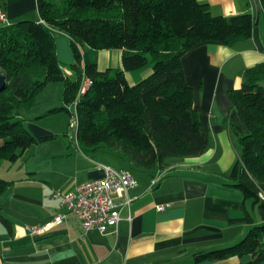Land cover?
I'll use <instances>...</instances> for the list:
<instances>
[{"label":"trees","instance_id":"16d2710c","mask_svg":"<svg viewBox=\"0 0 264 264\" xmlns=\"http://www.w3.org/2000/svg\"><path fill=\"white\" fill-rule=\"evenodd\" d=\"M264 5V0H261ZM40 21L18 20L0 28V160L16 164L41 140L19 120L49 83H63L64 106L49 114L73 116L84 77L91 86L77 103L81 147L106 145L141 170H164L172 158L203 155L210 145L187 84L183 57L207 42L233 46L250 39L249 13L214 16L198 0H37ZM55 31L71 39L70 77L56 53ZM83 47L122 50L123 70L99 71ZM148 65L152 73L130 85L125 71ZM226 119L239 154L225 187L238 191L258 210L261 223L246 214L247 235L227 248L195 254V264L249 257L240 264H264V62L244 73L229 92ZM12 185L0 177V196ZM1 209V206H0ZM9 226L10 222L4 218Z\"/></svg>","mask_w":264,"mask_h":264},{"label":"crops","instance_id":"0c3cea01","mask_svg":"<svg viewBox=\"0 0 264 264\" xmlns=\"http://www.w3.org/2000/svg\"><path fill=\"white\" fill-rule=\"evenodd\" d=\"M198 1L207 4L214 16L249 13L255 19L250 39L233 46L202 43L182 59L195 109L209 136L207 151L183 164L169 159L164 170L138 169L130 158L111 152L106 145L81 147L68 130L58 128L57 121L68 126L69 116L49 114L64 106L61 96L53 100L50 95V103L25 110L18 117L36 138L45 139L15 165L0 162V176L5 171V180L12 182L0 196V264H195V254L227 248L245 237L249 225L241 220L256 209L241 193L225 187L228 180L215 182L204 169L218 159L223 173L212 174L228 179L226 174L238 158L235 135L226 122L233 108L229 92L241 88L247 69L264 62V5L260 0L253 11L248 0ZM35 9L37 0H0V10L10 23ZM55 34L57 57L73 78L71 39L59 31ZM82 51L85 60L95 63L101 72L124 69L122 50L83 47ZM150 71L146 66L125 71V76L134 84ZM104 166L129 170L137 185L121 199L131 203L122 209L116 233L85 232L77 216L64 209L55 194L104 177ZM63 214L61 224L44 233L32 232ZM255 218L261 223L260 216ZM242 262L234 257L210 264Z\"/></svg>","mask_w":264,"mask_h":264},{"label":"built area","instance_id":"2783aa9c","mask_svg":"<svg viewBox=\"0 0 264 264\" xmlns=\"http://www.w3.org/2000/svg\"><path fill=\"white\" fill-rule=\"evenodd\" d=\"M248 3L254 11L259 8L261 1L248 0ZM10 24L6 12L0 10V28ZM90 86L91 81L84 77L78 100ZM78 100L73 106V116L70 119V128L76 133L77 143ZM103 168L104 177L81 184L70 192H57L55 196L61 200L64 209L77 216L83 231L97 230L102 234H113L117 232L121 222L122 209L131 203L129 199L124 202L121 199L130 189L136 187L137 182L129 170H115L108 166ZM159 210H163V208L160 207ZM64 217V214L59 215L44 226L32 228V232L44 233L61 224Z\"/></svg>","mask_w":264,"mask_h":264},{"label":"rangeland","instance_id":"374dc122","mask_svg":"<svg viewBox=\"0 0 264 264\" xmlns=\"http://www.w3.org/2000/svg\"><path fill=\"white\" fill-rule=\"evenodd\" d=\"M40 19V16H39V13H38V9H35L34 11H32V12H30L29 14H27V16L25 17V18H22V20H31V21H38ZM56 34H55V39H57L56 38ZM70 65V64H69ZM148 66H150L151 67V71L146 75V76H144V78H142V79H140L139 81H137L136 83H138V82H140L141 80H143V79H145L146 77H148L151 73H152V66L151 65H148ZM136 83H134V84H130V85H135ZM61 86H64V84L63 83H61V82H59V83H49L48 85H47V88H45V90H44V92L43 93H41L38 97H37V100H36V104H35V106H34V108H38V107H40V106H44L46 103H50V95L52 96V98H53V100L55 99V97H60L61 96V103H63L64 104V100H63V93H64V89H62L61 88ZM58 89V90H57ZM62 118H65V117H62ZM52 120H54V119H52ZM69 121H67V123H68V126L67 125H65L63 122H59V121H57V127L58 128H61V129H66V132H67V130L69 131L68 133H69V135H70V137H74L75 135H76V133H75V131L73 130V131H71V128H70V118L68 119ZM235 144H236V147H237V149H238V151H239V145H238V140H237V138L235 137ZM192 158H195V157H192V156H189V157H184V158H173L172 160H171V162L173 161L174 163H177V164H183V163H185L186 161H189V160H191ZM237 161V160H236ZM235 161V162H236ZM0 162H1V164H11V163H9V162H7V161H4V160H0ZM12 165H15V164H12ZM20 165H21V163H20ZM221 163H220V161L218 160V159H215V161L214 162H212L211 164H209L205 169H204V173H211V174H209L208 173V178H210L211 180H213V181H215V182H227V178H224V176H222V175H219V176H217V175H213L212 173H214V172H219L220 171V173H223V172H221V170H224V168H223V166L221 165ZM17 166V165H16ZM232 170V169H231ZM231 172V171H230ZM230 172L229 173H227L226 174V176H229V174H230ZM6 172L5 171H2L1 172V178H3V179H6L5 177H7L6 176V174H5ZM223 175H225V174H223ZM252 204V202L250 201V205ZM253 206V205H252ZM256 214H257V216H259V212H258V210H256V212H254V210L253 209H251V215H252V218H253V220H255L256 218ZM248 233V232H247ZM247 235V234H246ZM245 235V236H246ZM241 241V240H240ZM235 245V244H234ZM230 247V246H229ZM243 259V262L242 263H245V262H247L248 260H249V257H244V258H242Z\"/></svg>","mask_w":264,"mask_h":264},{"label":"water","instance_id":"95a60500","mask_svg":"<svg viewBox=\"0 0 264 264\" xmlns=\"http://www.w3.org/2000/svg\"><path fill=\"white\" fill-rule=\"evenodd\" d=\"M6 86V77L4 75H0V90L4 89Z\"/></svg>","mask_w":264,"mask_h":264}]
</instances>
